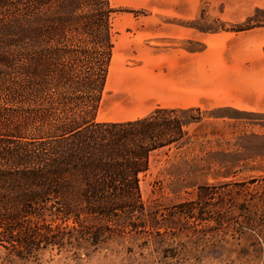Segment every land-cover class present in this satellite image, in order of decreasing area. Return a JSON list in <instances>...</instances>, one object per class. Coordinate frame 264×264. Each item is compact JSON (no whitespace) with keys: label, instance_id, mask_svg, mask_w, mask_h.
<instances>
[{"label":"trees","instance_id":"1","mask_svg":"<svg viewBox=\"0 0 264 264\" xmlns=\"http://www.w3.org/2000/svg\"><path fill=\"white\" fill-rule=\"evenodd\" d=\"M115 13L112 0H0V248L9 253L96 247L147 229L151 157L181 148L202 121L192 117L199 108L97 120Z\"/></svg>","mask_w":264,"mask_h":264},{"label":"rangeland","instance_id":"2","mask_svg":"<svg viewBox=\"0 0 264 264\" xmlns=\"http://www.w3.org/2000/svg\"><path fill=\"white\" fill-rule=\"evenodd\" d=\"M154 1L112 0V59L116 48L124 47L118 64L135 73L111 77V60L97 114L100 122H125L167 105L164 73H143L150 44L140 36L149 23L208 32L229 25L207 12L212 0H201L199 13L183 14H153ZM254 16V25L264 26V13ZM178 46L201 48L194 43ZM140 47L141 59L136 55ZM192 117L202 121L186 128V143L154 154L142 175L147 229L96 247L83 243L34 257L0 248V264H264V113L217 108L201 109Z\"/></svg>","mask_w":264,"mask_h":264},{"label":"crops","instance_id":"3","mask_svg":"<svg viewBox=\"0 0 264 264\" xmlns=\"http://www.w3.org/2000/svg\"><path fill=\"white\" fill-rule=\"evenodd\" d=\"M158 1L151 2L153 14L199 13L202 9L201 0H191V6L190 0H165L168 4L163 6L156 5ZM207 12L226 24L239 25L256 13H264V0H212ZM145 29L140 39H146L150 46L143 73H164L167 105L163 108L264 113V26L243 32H208L152 21ZM164 42L176 46L162 47ZM178 43L199 44L201 48L187 49ZM121 51L126 53L124 47L116 48L110 73H135L122 70L118 64ZM143 51L136 48L140 59Z\"/></svg>","mask_w":264,"mask_h":264},{"label":"bare ground","instance_id":"4","mask_svg":"<svg viewBox=\"0 0 264 264\" xmlns=\"http://www.w3.org/2000/svg\"><path fill=\"white\" fill-rule=\"evenodd\" d=\"M112 67H113V65H112ZM113 74H115V73H111V77H112ZM116 74H118V73H116ZM123 74L124 73H120V77H122ZM111 77H110V79H111Z\"/></svg>","mask_w":264,"mask_h":264}]
</instances>
